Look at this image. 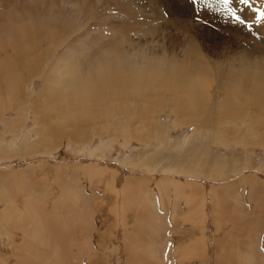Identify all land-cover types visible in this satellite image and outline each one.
Listing matches in <instances>:
<instances>
[{"label":"rangeland","instance_id":"374dc122","mask_svg":"<svg viewBox=\"0 0 264 264\" xmlns=\"http://www.w3.org/2000/svg\"><path fill=\"white\" fill-rule=\"evenodd\" d=\"M124 1H129L127 2L128 7L141 9L144 15L150 16L153 13L149 11L152 7V4H149L152 3L151 1ZM155 1L161 5L160 12L162 14H159L160 12L152 14L154 16V19H152L153 25L164 24L161 29L164 31H156L158 29L153 27L152 29H155L156 34L158 33L157 35L153 34V37L149 34L147 39L129 38L134 46L133 49L128 48L124 51H128V55H125V61L130 60L153 68L156 66L155 60L160 54H165L164 51H166L171 56L173 53L179 55L181 53V46L188 45L189 35H194L195 40L200 44L203 55L211 62V65L215 69L210 75L211 81L209 79L208 81L210 84H213L211 88L213 96H217L219 94L223 95V93L218 91L216 84L220 82L222 74L224 77L226 69L239 67L236 60L239 56H246L247 54L255 55L256 57L260 56L257 50L254 51V54L253 52L244 50L246 47L244 44L251 43L252 39H257L261 48L264 49V36L256 28L258 27L256 22L260 23L262 20V18L258 19V17L261 12H264V0H248V4L240 3V0H230L227 8L224 7L221 0H172V5L171 3L168 4L170 0ZM99 2L98 6L103 10H96L91 15L81 14L79 16L76 14L77 10L71 11V9H67L63 16L55 15L50 17L45 15L46 12L44 10H41L35 13L36 16L31 18H33V23L37 28L41 25V27H48L50 29L57 27L60 30V28L62 29L66 25L68 27L72 25L65 30V32H68L67 34L71 35L69 37L70 43L64 41L62 44H65V46L73 45L76 44V39L82 36V32L85 34L87 31L90 33V36H93L95 29L106 27L107 21L103 18L107 12L109 16H113L114 20L116 15L119 25H122L120 27H123L124 22L122 19L119 21L120 18L117 16L120 13L119 7L114 6L112 3L109 4L107 1L100 0ZM68 4L73 3L70 2ZM178 4L182 7H179ZM168 6L171 7L170 11L167 8ZM172 8L173 11L175 10L174 12H172ZM209 9L210 12H208ZM229 9L235 11V16H233ZM170 12L172 17L169 14ZM256 12H259L258 15L253 17L252 14ZM213 13L222 15L212 16ZM55 14L58 13L55 12ZM128 16L131 17L132 15L128 14ZM236 16L240 17V20H237ZM92 18L93 20L90 21ZM30 20H24L23 25L28 26ZM197 23H204L205 27L203 26L200 29L199 26L196 25L197 27H195L192 25ZM229 25H232V28H229ZM237 25H240L237 28L238 30L241 28L245 33L249 31L251 36L249 35L246 38L244 32L238 35V37L233 34L239 32L234 30ZM189 26H191V30H184V28H189ZM230 36L232 40L229 38ZM55 46H57V49L60 47L58 43ZM259 60H261L260 57ZM14 62V69H17L18 66L20 68V60L14 58ZM0 76L1 91L5 93L7 91L5 87L6 79L9 77L8 72L2 75L0 73ZM32 80L35 81L36 89L38 90L43 82L42 77L40 75L34 76ZM60 80L63 84L65 78ZM84 82L87 84V90L93 89L91 80L84 79ZM17 92H19L18 87L13 94L14 102V97L17 98L18 96ZM199 95L203 98V102L209 105L207 96L202 92H199ZM222 95H220L221 98L219 97L216 102H220ZM168 96L170 97L169 93ZM103 97V94L97 96L98 99ZM197 98L198 96L193 98L187 97V100L180 103L185 106H192L196 103ZM111 99L117 103L124 100L125 104H130L131 96H111ZM10 101L11 98H5L2 104L10 103ZM23 108L25 111L23 110V114L19 118L15 110L8 114L10 117L18 118L19 120L17 121L19 123L5 127L4 121L6 120L4 117H0V194L2 193L0 195V211L5 207L3 204L7 203H11L18 210L23 211L25 202L35 200V206L38 207L37 210L44 205L47 214L55 215L57 209L55 206L56 201L64 204L69 198L71 201H73V197L76 199V212L69 211L67 213L69 219H65L70 224L67 225L66 223L67 228L64 226L65 232L70 237H76V240L70 239V241H76V253L71 250L72 246L68 247V249L64 248L63 252H61L62 255L70 256L71 254V259L68 262L65 260L60 262L57 255H54L55 253L52 252L51 247L47 246L49 244H46L44 249L47 251L44 260L45 264H128L129 254L131 255L132 253L134 255L138 252H140L141 256H145V254L149 256L150 262L157 260L159 264H183L184 261L188 264H199V262L202 264H232V259L235 260V250H240L242 253L247 252V259L245 258V263L243 264H264V148L260 147L261 141H255L254 144L251 146L247 145V147H241L240 145V148L234 142L233 144L222 143L219 147H214L212 151H206L205 147L208 144H203L199 145L198 150L195 151L196 147H190V142H186V138L194 130L190 126L176 131L170 130L172 139L169 140L171 143L166 145V148L162 146V138L155 140V137L152 142L148 140L151 147L142 148L139 141L124 142L135 131H139V133L135 132L133 136L145 135V139L149 137L147 132H144L149 127H147V124L142 125L141 116L133 118L134 122L131 126H125L128 132L123 130L120 133L112 129L113 131L109 135L112 136L111 138L118 137L116 140L104 138L105 134H98L97 129L101 127L99 124L91 126L90 122H85L77 125L75 123L70 127L66 126L67 122L76 121V117H70L68 113L60 123L52 125L54 127V131L51 132L52 136L46 134L37 135L34 130L42 131L35 126L33 115L30 113V107ZM160 110L161 112L158 109L156 111V120L160 119L158 115L162 114L161 120L157 121L158 124L161 126L169 125L173 120V117L169 116L170 107L166 106L165 108H160ZM217 111H221V105H219V109L217 107H204V111L199 113L201 117H211ZM236 111L241 113V110L238 108L234 109L233 113L235 114ZM247 112L252 114L248 110ZM1 113L2 111H0V115ZM156 120L152 122L153 127ZM146 122H149V120ZM225 124L232 125V128L235 127L234 124L229 122ZM76 127L77 129L80 127L78 132L76 131ZM239 128L238 130L235 128L238 134ZM68 131H72L75 134L74 137H76L77 141L74 142L72 141L74 139L69 138L64 139L63 135ZM38 139L42 143L39 144ZM235 139L240 141L237 137ZM246 140H250V136H247ZM176 144L178 148L174 149L173 147H176ZM212 144L208 146V150L210 149L209 147L216 146ZM209 152L212 157L221 155L224 166L221 165L220 169L212 172L213 174L203 173L202 176L199 173V168L204 165L203 160H205V157H208L209 154L206 153ZM183 154H185V157L182 156ZM128 155L130 156L129 159H127ZM172 158H175L173 163L171 162ZM186 160L189 163H186ZM170 162L172 163L171 166ZM168 166L171 169L174 166L177 167L171 171ZM98 169L102 170L103 173H98ZM190 170H193V172L191 173ZM105 171L107 173L104 175ZM93 172H97L100 177L97 175H95L96 177L93 176ZM185 173L189 174L180 175ZM173 175L178 180H183V178L189 179L191 182L200 183L199 185L203 187L206 193L203 192L204 197L206 196V206L201 214H199L200 210H197L196 215L199 214L198 218H194L191 215L186 219V215H183V210L182 212L180 210L179 213L177 211L181 198L177 200L176 197H173V193L169 192L168 195L162 190V192L159 191L162 185L158 182L162 181L165 177ZM109 176L112 181L109 180ZM129 178H132V184L126 183V179ZM227 184L230 185L228 186ZM127 186L131 187V192L126 194ZM213 186L218 187V191L216 192L217 203H219L221 197L227 196L225 197V201H227L226 205H228V210L232 213L230 217L225 216L220 220L219 224L215 221L217 214L214 210L216 207L214 204L216 202L210 199L209 194ZM107 192L111 194L109 195L110 197H108ZM135 192L136 194L133 195ZM6 195L12 200L8 196L4 197ZM146 195H149L150 198L167 195L166 203L170 205L173 202H178V207L175 206L177 211L175 214H179L176 219L180 222V224L178 223L180 227H177L178 225L174 221L175 218L173 213H171V209H168L170 214L168 212L167 214L161 213V203L159 200L152 204H154L153 206L156 210L154 212L158 214L156 218L160 220L164 219L163 224L159 223V220H155V222L142 220L141 224H138L136 220L138 218L137 211L135 205H132V198L139 201L143 200ZM53 209L55 210L53 211ZM221 210H226V208H221ZM73 217L76 218V223L70 222V219ZM238 217L237 224L240 225L239 227L242 226V231L238 229L239 231L236 230L232 233L233 226L235 225L233 224V219ZM143 222H147L151 227L154 225L152 228H156V230L155 233H152L151 230H146L144 227L145 233L142 239H140L137 234L143 230L140 227V225H143ZM4 224L5 222L0 220V264H21L20 261H17L18 253H20L19 260H23V257H31L29 245L32 243V236L38 234L40 226L34 229L28 227V235L21 231L20 226L18 228L13 227V244V241L4 230L5 227H2ZM196 224L198 227L196 230L199 229V234L204 236V242L202 241L200 247L193 251L189 245L184 244L183 232L186 231L187 226L194 227ZM124 226H128L129 231L133 229L130 241L128 238L126 239ZM62 232L65 233L64 231ZM194 234H197L196 231ZM26 236L29 239L26 240L25 245H22ZM64 239H61L62 245L67 244V240ZM240 240L241 243L239 244ZM245 240L248 242L247 247H245V243H242ZM126 243H128L129 249ZM232 252L233 258H230V261L224 262V257L229 253L232 257ZM26 261H29V259ZM233 262V264H236L235 261Z\"/></svg>","mask_w":264,"mask_h":264},{"label":"bare ground","instance_id":"6f19581e","mask_svg":"<svg viewBox=\"0 0 264 264\" xmlns=\"http://www.w3.org/2000/svg\"><path fill=\"white\" fill-rule=\"evenodd\" d=\"M99 1L100 0H0V8H2L0 9V73L2 75L5 72H8L9 76L8 79H6V87L4 86L7 91L3 93L0 87V111H2L0 117H4L6 120L4 121L5 127L19 123L17 120L22 116L23 110L25 111L23 107H30V113L33 115L34 124L42 131L40 132L33 129L37 135L46 134L52 136L51 132L54 131L52 125L54 123H60L65 119L68 113V116L76 117V121L67 122L66 126L70 127L75 123L77 125L85 122H90L91 126L99 124L101 127L97 129L99 132L98 134H105L106 136L104 138L116 139L118 138L116 137V133V138H111L112 136L109 135L110 132L112 133V129L119 131L120 133L123 130L128 132V129H126L125 126H131L134 122L133 118L141 116L142 125L147 124V127H149L148 130L144 131L145 133L147 132L149 137L145 139V135L133 136L135 132L139 133V131H135L124 142L128 141L130 143V141H139L142 148H147L150 146L148 140L152 142L155 137V140L162 138V146L166 148V145L171 143L169 140L172 139L170 130L176 131L178 129L192 126L194 130L189 137L186 138V142H190V147H196L195 151L198 150L199 145L203 144H208L205 147L206 151H212L214 150V147H219L222 143L233 144L234 142V144L237 143L238 148H240V145L241 147H247V145L251 146L255 141H261L260 147L264 148V144L262 145V143H264L262 142L264 141V56H262L264 55V49L261 48L257 39H252L250 41L251 43H245L244 45L246 47L244 50L253 52V54L255 50L259 51V57L261 60L255 55L252 56L251 54H247V52L246 56H239L236 59L239 67L226 69L224 71V77L221 73V80L216 84L218 91L223 93V95L219 94L213 96L211 89L213 84H210L209 81H211L212 78L210 79V75L215 69L211 65V62L203 55L200 44L197 43L194 35H189L190 38L187 43L188 45L181 46V53L179 55L173 53L171 56L166 51H164L165 54H160L155 60L157 64L153 68L130 60H124L125 55H128V51H124L128 48L133 49L134 46L129 38L136 37L140 40L147 39L149 34L153 37L158 34H156V31H164L161 30L164 24L153 25L152 19H154V16L152 14L161 11V5L155 0H148L149 2H152L149 3L152 4L151 10L149 11L153 12L150 16L144 15L141 9L128 7L127 2L129 1L101 0L119 7L118 9L120 13L117 14V16L120 18L119 21L122 19L124 22L123 29L120 27L121 24L119 25L116 15L114 20L113 16H109L107 12L105 14L106 16L104 15L105 17L103 18L107 21L106 27H100L97 30L95 29V34L93 36H90V33L87 31L85 34L82 32L84 35L82 34L80 38L76 39V44H70L68 46L62 44L64 41L70 43L69 37L71 35L67 34L68 32H65L68 27L67 25L62 29L60 28V30L57 27H52V29H50L48 27H41V25L37 28L33 23V18H31L36 16L35 13L41 10H44L46 12L45 15L50 17L55 15L63 16L67 9H71V11L77 10L76 14L79 16L81 14L91 15L94 14L96 10H103L98 6L100 3ZM171 1L172 0H170L168 4H170ZM60 2L66 4H60ZM70 2L73 4H68ZM178 6L182 7L179 4ZM108 8L110 7L108 6ZM167 8L170 11L171 7L168 6ZM174 11L172 8V12ZM55 12L58 14H55ZM208 12H210V9ZM256 13H253L252 16L254 17L255 15H258L259 12ZM128 14L132 16L130 17ZM159 14L162 13L160 12ZM169 14L171 15V12ZM221 15L222 14L216 13L212 14V16ZM26 19H31L28 26L23 25L24 20ZM92 20L93 18L90 19V21ZM20 22L22 23L20 24ZM203 24L204 23H197L192 25L195 27L199 26L201 29L203 26L205 27ZM256 24L258 26L256 28L264 36V18H262L260 23L256 22ZM239 26L240 25H237L234 29L239 32L233 33L237 35V37L244 32L241 28L240 30L237 29ZM153 27L158 30L155 31V29H152ZM190 27L191 26H189V28L186 27L184 30H188ZM229 28H232V25H229ZM245 34L246 38H248L249 35L251 36L249 31ZM229 38L232 40L231 36ZM56 43L60 46L58 49L56 48L57 46H55ZM14 58L20 60V68L18 66L17 69H14ZM38 75L42 77L43 82L37 90L35 81H33L32 78ZM62 78H65L63 84L60 80ZM84 79L92 81V90H87V84L84 82ZM17 87L19 88V92H17V98L14 97V102L13 94L16 92ZM199 92H202L207 96V102L211 106L203 102V98L200 97ZM168 93L170 94V97L168 96ZM101 94H103L104 97L98 99L97 96ZM220 95H222V99L218 103L216 101ZM111 96H131V101L129 102L130 104H125L124 100L117 103L111 99ZM195 96H198V98L196 103L192 106H185L180 103L181 101L187 100V97L193 98ZM5 98H11V101L10 103L3 105L2 103ZM219 105H221V111H217L214 116L201 117L199 112H203L204 107H217L219 109ZM166 106L170 107L169 116L173 117V120L169 125L161 126L157 121L161 120L162 114H159L158 118L160 119L156 120V111L158 109V111L161 112L160 108H165ZM236 108L240 109L241 113L236 111L234 114L233 111ZM13 110L18 113L17 119L8 115ZM247 110L252 112V114L248 113ZM147 120H149V122H146ZM154 120L156 121L154 122L155 125L153 127L152 122ZM226 122L234 124L235 127L232 128V125H226ZM243 123H245V125H243ZM79 128L77 129L76 127L77 132L80 130ZM235 128L237 130L239 128V134L236 133ZM56 133H58V131H56ZM74 135L75 134L72 131H68L65 132L63 136L64 139H74L72 141L75 142L77 139ZM234 136L240 141L235 139ZM247 136H250V140H246ZM209 142L216 146L209 147L210 149L208 150V146L211 145ZM38 143H42L40 139H38ZM194 143H196V145H194ZM177 144L176 147H173L174 149L178 148ZM206 154L209 155L203 160L204 165L201 167L199 166L200 171L198 169L201 175L203 173L213 174L212 172L220 169L221 165L224 166V162L221 160V155L212 157L210 152ZM182 156L185 157V154ZM129 158L130 156L128 155L127 159ZM174 160L175 158H172L171 162L173 163ZM186 163H189V161L186 160ZM175 167L177 166L172 167V169ZM169 169H171V167ZM97 171L98 173H103L100 169ZM192 172L193 170L191 173ZM98 173L93 172L92 175L100 177ZM106 173L107 171L104 172V175ZM188 174L185 173L180 175ZM173 176L165 177L162 181L158 182L162 185V187L159 188V191H164L168 195L169 192H171L174 194L173 197H176L177 200L181 198L180 205L178 202H173L171 205L166 203L167 195L161 197L152 195L154 198H150L149 195H146L145 198L142 197L144 198L143 200L141 199L142 201L139 200L141 202L133 200L132 198V205H135L137 211L138 218L136 220L138 224H141L142 220H151L152 222L159 220L158 222L163 224L164 219L160 220L156 218L158 217V214L154 212L155 207L152 203H155L157 200L161 203V213L167 214L168 209H171V213H173L175 218L174 221L177 225L178 223L180 224L176 219L179 215L175 214L177 211L179 213L180 210L181 212L183 210V215H186V217H183L186 219L191 215L194 218H198L199 214L204 211V207L206 206V196L204 197L205 192L203 187L199 185L200 183L197 184L195 181L191 182L189 179L184 178L183 180H178ZM108 178L112 181L110 176ZM131 180L132 178L126 179V183L132 184L133 182H131ZM158 183L157 185H159ZM217 191L218 187L213 186L209 194L210 199L216 202L214 204V206H216L214 210L217 214L215 221L219 224L220 220L225 216L230 217V214L232 215V213H230L228 205H226L227 201H225V197L227 196L221 197L219 203H217ZM128 192H131L130 186H127L126 188L125 193L127 194ZM107 193L108 197H110L109 195L111 194L109 192ZM134 194H136V192L133 193V195ZM0 195H2V193ZM7 196L8 195L4 197ZM8 198L12 200L9 196ZM182 200H184V203ZM1 201L3 202V200ZM3 205L5 207L0 211V220L5 222L2 227H5L4 230L7 232L8 237L13 241V244V227L18 228L20 226L21 231L28 235V227L34 229L40 226L38 234L32 236V243L29 245L31 257H23V260H19L20 253H18L19 256L17 261H20L21 264H45L44 260L47 251L44 249L46 244H49L47 246L51 247L52 252L55 253L54 255H57L60 262L63 260L68 262L71 259V254L70 256L62 255L61 252H63L64 248L68 249V247L72 246L71 250L76 253V241H70V239L76 240V237H70L64 230L65 227L70 224L69 221L66 222L65 219H69L67 213L69 211L76 212V199L74 197L73 201L69 198L64 204H61L60 201H56L55 206L57 209L55 215L47 214L44 205L37 210L38 207L35 206V200L25 202L23 211L18 210V208L11 203ZM175 206L178 207L177 211ZM221 208H226V210H221ZM198 209L200 210V213L196 215ZM54 210L55 209H53V211ZM238 219L239 217L233 219V224L235 225L233 226L232 233L238 229L242 231V226L239 227L240 225L237 224ZM70 222L76 223V218L73 217L70 219ZM142 224L143 225H140V227H142L143 230L137 234L140 239H142L143 234L145 233L144 227L146 230H151L152 233H155L156 228H152L154 225L151 227L147 222H143ZM124 227L126 230V239L128 238L130 241V237L133 235V229H131L132 231H129L128 226ZM177 227L180 226L178 225ZM196 228H198L197 224L194 225V227L189 225L186 227V231L183 232L184 244L189 245L190 249L193 251L200 247L202 241L204 242V236L200 235L199 229L196 230ZM195 231L197 233L196 235L194 234ZM201 234L203 233L201 232ZM62 238L67 240V244L62 245ZM27 239L29 238L26 236L22 245H25ZM240 243L241 240L239 241V244ZM242 243L246 244L245 247L248 246L246 240ZM127 244L128 243H126V245ZM127 247L129 249L128 245ZM235 252V260L232 259V252V257L229 253L224 257L225 259L223 261L227 262L232 259V264L234 263L233 261H235L236 264L245 263L247 252H243L244 254L240 250H235ZM27 259H29V261H26ZM155 261L152 260V262H150L149 256L146 254L145 256H141L140 252L134 255L131 253L128 258V264H159L157 260ZM54 263L56 262L54 261ZM183 264L188 263H185L184 261ZM199 264L202 263L199 262Z\"/></svg>","mask_w":264,"mask_h":264},{"label":"snow or ice","instance_id":"6c2138e0","mask_svg":"<svg viewBox=\"0 0 264 264\" xmlns=\"http://www.w3.org/2000/svg\"><path fill=\"white\" fill-rule=\"evenodd\" d=\"M221 2L223 3L224 7L227 8L230 3V0H221ZM240 3L248 4V0H240ZM229 11L232 12L233 16H235V11L233 9H229ZM235 18L237 20H240V17L238 16H236ZM259 18H264V12L260 13V16L258 17V19ZM241 23H243V21H241Z\"/></svg>","mask_w":264,"mask_h":264}]
</instances>
